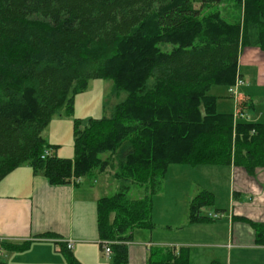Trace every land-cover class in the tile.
<instances>
[{"label":"trees","instance_id":"1","mask_svg":"<svg viewBox=\"0 0 264 264\" xmlns=\"http://www.w3.org/2000/svg\"><path fill=\"white\" fill-rule=\"evenodd\" d=\"M226 1L0 0V179L23 164L52 184L106 171L120 185L97 200L99 236L110 243L111 264H125L132 229L154 227L152 200L171 163H233L248 174L263 166L264 123L234 122L208 92L241 76L242 48L264 50V0H233L242 9L234 22L218 9ZM92 78L111 79L125 97L82 128L74 119L72 158H42L56 148L42 129L54 114H72L74 95ZM245 107L237 99L236 110ZM214 198L207 189L194 194L188 222L210 220L201 209ZM247 221L264 243V222ZM27 245L0 241L7 250ZM146 264H189L188 252L155 246Z\"/></svg>","mask_w":264,"mask_h":264},{"label":"crops","instance_id":"2","mask_svg":"<svg viewBox=\"0 0 264 264\" xmlns=\"http://www.w3.org/2000/svg\"><path fill=\"white\" fill-rule=\"evenodd\" d=\"M257 49L255 47L246 51H252L247 55L257 59L256 73L258 79L263 80L264 52ZM239 58L238 72L244 78L245 75L239 68ZM246 92L243 88L238 100H245L251 112L255 100L259 99L260 102L264 100V93L253 95L254 93ZM249 112L250 116L244 113V120L264 123L263 111L257 117L251 116L252 113ZM226 167L231 176L230 212L225 221L226 226H218L215 219L212 220L210 217V220L189 223L186 213L182 222L177 223L175 227L180 229L181 226L192 224H214L213 228L203 229L197 226L190 230L193 237L213 239L212 241H174L183 244L178 246L171 245L172 241L160 244L152 241L135 243L133 241L135 229H147L150 232L154 229L135 227L131 231V239L126 243L128 259L125 264H146L152 247H173L177 251L179 249L177 247L187 249L188 246L184 244L200 246L204 248L203 252L206 247L221 249L220 255L206 258V264L213 261L222 264H264V243L256 242L255 230L247 221L264 222V165L257 167L252 174H248L242 166L233 163ZM200 189L212 191L195 182L188 202ZM104 191L103 186L93 183L91 179L87 181L80 179L77 183L52 184L43 174L34 173L29 164L17 166L0 179V241L10 244L27 242L28 245L16 251L0 247V258L6 264H71L69 257L76 260L74 264H111L112 253L107 255L104 252L97 221V200L105 195ZM223 210L219 208L212 214L203 211L201 213L207 216L217 213L220 219L222 214L216 211ZM68 241H72L73 246L66 251L64 247ZM190 259L188 253L189 264Z\"/></svg>","mask_w":264,"mask_h":264},{"label":"rangeland","instance_id":"3","mask_svg":"<svg viewBox=\"0 0 264 264\" xmlns=\"http://www.w3.org/2000/svg\"><path fill=\"white\" fill-rule=\"evenodd\" d=\"M219 11L224 19L228 22H234L241 18L242 9L236 6L235 1L229 0L223 2L218 6ZM159 48L163 51H169L173 48L170 43H159ZM255 47H244L239 58V68L245 75L244 83L236 88V96H232L229 93V87L231 85L214 84L208 92L217 96L216 109L218 112L235 113L237 104L236 100L241 91L244 88L246 93H254L257 95L264 93V79L259 80L256 73L258 69V63L256 58L250 57L247 49ZM258 48V47H257ZM260 52H264V50ZM113 81L106 78H92L88 81L87 86L77 92L73 99V111L71 115H57L54 114L48 124L44 126L41 131L42 137L49 143L55 144L56 148L49 149L60 157L72 158L74 156V134L73 123L74 119L80 120V127H84L90 118H99L109 115L112 111V107L115 103L120 102L125 94L122 92L117 95L112 92ZM262 100V99H261ZM222 103V106L220 105ZM254 108L249 112L248 107L243 108V113L250 116L252 113L254 117L260 115L261 111L264 112V100L261 102L254 101ZM194 168V169H193ZM106 172V171H105ZM105 172L96 174L94 177H88L93 183H98L103 186L105 195H111L119 189L120 183L113 179L109 174ZM108 172V171H107ZM229 169L226 165H192L182 163H171L165 172V176L162 183V191L159 194L154 195L152 200V222L154 229L150 232L147 229L137 228L133 233V241L136 242H148L160 244L166 241H172V245H183L174 241L188 240L199 241L206 240L212 241L213 239H199L193 237V233L190 231L197 226L200 228H213L214 224H192L184 226L180 229H176L177 223H181L186 213H188V196L193 189L195 182H198L209 189H211L215 195L214 202L211 205L203 207L202 211L206 214L214 213L216 209H224L223 211H216L222 214L220 219L214 221L219 224L218 226H226L228 214L230 212V181L231 176ZM97 181V182H95ZM201 190V189H200ZM199 191V190H198ZM195 192L196 193H198ZM139 190L133 189L129 193L131 196L137 195ZM213 220V219H212ZM213 222V221H211ZM190 232V233H189ZM221 234V231H220ZM188 235V236H186ZM187 245V252L190 254L191 264H206V258L212 255H220L221 249L217 247L204 248L197 245ZM180 248V247H177ZM5 259V257H4Z\"/></svg>","mask_w":264,"mask_h":264},{"label":"built area","instance_id":"4","mask_svg":"<svg viewBox=\"0 0 264 264\" xmlns=\"http://www.w3.org/2000/svg\"><path fill=\"white\" fill-rule=\"evenodd\" d=\"M243 83H244V80L242 79V77L239 76V75H237L236 78H235L234 83L229 87V93H230L232 96H236V95H237V94H236V88H237L239 85L243 84ZM237 99H238V98H237ZM244 117H245V115H244L243 111H239V112H238V111L236 110L235 113H233V121H234V122H236V121L239 120V119H244ZM51 154H52V153H51L50 149H45L44 152H43V154L41 155V157H42V158H45V157H47V156H49V155H51ZM208 217H210V218H212V219H218V218L220 217V215L217 214V213H215V214L210 215V216H208ZM72 246H73V242H72V241H68V242L66 243V248H67V249H71ZM104 252H105V254H107V255L111 252V248H110V245H109L108 243H105V245H104Z\"/></svg>","mask_w":264,"mask_h":264}]
</instances>
